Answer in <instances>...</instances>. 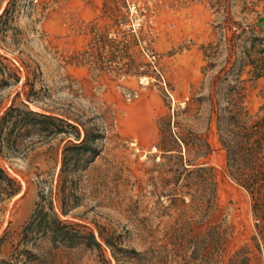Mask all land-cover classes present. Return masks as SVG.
<instances>
[{
  "label": "rangeland",
  "instance_id": "1",
  "mask_svg": "<svg viewBox=\"0 0 264 264\" xmlns=\"http://www.w3.org/2000/svg\"><path fill=\"white\" fill-rule=\"evenodd\" d=\"M263 8L0 0V111L19 89L15 107L97 135L58 186L66 135L3 148L0 164L22 186L10 196L0 183V264H264V180L254 191L240 181L252 157L264 169ZM51 188L70 222L109 240L102 250L48 235L25 243Z\"/></svg>",
  "mask_w": 264,
  "mask_h": 264
},
{
  "label": "trees",
  "instance_id": "2",
  "mask_svg": "<svg viewBox=\"0 0 264 264\" xmlns=\"http://www.w3.org/2000/svg\"><path fill=\"white\" fill-rule=\"evenodd\" d=\"M1 54L4 58L16 63V61L11 59L10 55ZM18 68L21 70L19 65ZM15 76L17 80H20L19 75L15 74ZM19 92V89L13 92L10 96L9 105L0 111V152L4 147L12 148V145L19 137L28 134L39 133L44 137H52L58 134L66 135L67 143L58 165L59 171L56 173L55 184L58 186L59 180L64 182L77 166L87 161L86 155L95 151L94 139L97 135L82 124L55 115L50 111L40 109L25 111L15 107L14 103L20 97ZM23 103L27 105L26 99ZM231 158L229 154V161ZM250 163L249 174H245L247 177H243L240 181L254 191L258 188L256 186L258 181L264 180V169L260 168L259 157H252ZM200 168H204V166ZM0 183L4 184V189L10 196L21 194L22 181L11 169L6 170L1 164ZM53 192V188L50 189V193L41 191L40 199L37 201L34 212L21 230L25 243L32 240V238L36 239V237L48 235L52 244L56 246L86 244L102 250L103 242H108L109 240L104 236L95 234L93 231H85L70 222L71 218L66 217L67 213L63 211L64 208L61 205L59 206L54 196H52ZM249 260L250 256L247 255L242 258L243 264H251Z\"/></svg>",
  "mask_w": 264,
  "mask_h": 264
},
{
  "label": "crops",
  "instance_id": "3",
  "mask_svg": "<svg viewBox=\"0 0 264 264\" xmlns=\"http://www.w3.org/2000/svg\"><path fill=\"white\" fill-rule=\"evenodd\" d=\"M262 19H263L262 21H263V23H264V8H263V18H262Z\"/></svg>",
  "mask_w": 264,
  "mask_h": 264
}]
</instances>
